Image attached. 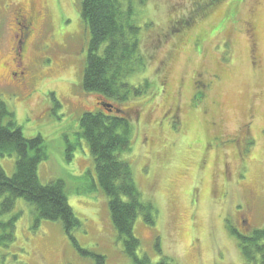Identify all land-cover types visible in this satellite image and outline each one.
Segmentation results:
<instances>
[{
	"label": "rangeland",
	"instance_id": "1",
	"mask_svg": "<svg viewBox=\"0 0 264 264\" xmlns=\"http://www.w3.org/2000/svg\"><path fill=\"white\" fill-rule=\"evenodd\" d=\"M118 1L131 9L138 39L152 54L145 69L125 79L132 87L148 80V89L120 106L132 120L130 150L119 158L130 166L141 199L157 211L152 226L135 220L137 259L262 264L258 256L244 259L230 229L248 236L264 228V0ZM81 4L0 0V102L24 138L43 139L47 157L38 180L63 181L79 221L74 244L60 222L38 220L34 205L17 198L0 217L15 218L0 264H99L90 254L103 257L101 264H136L113 229L80 136L83 114L99 111L94 94L81 87L90 37ZM15 7L25 17L38 11L45 24L33 30L20 57L24 75L13 81ZM197 84L204 90L199 101ZM15 159L0 157L7 177Z\"/></svg>",
	"mask_w": 264,
	"mask_h": 264
},
{
	"label": "trees",
	"instance_id": "2",
	"mask_svg": "<svg viewBox=\"0 0 264 264\" xmlns=\"http://www.w3.org/2000/svg\"><path fill=\"white\" fill-rule=\"evenodd\" d=\"M122 9L118 0H82L81 18L90 37L81 87L94 94L99 111L83 114L80 136L93 158L97 181L108 198L110 220L123 241L124 253L136 264H148L146 258L136 257L139 241L134 236L133 226L137 216L147 225H154L157 211L151 202L141 199L131 168L120 160L119 154L130 150L132 120L130 113L120 106L130 97L143 95V90L149 87L148 80L139 87H132L125 79L136 70L145 69L146 60L150 62L152 54L138 39L140 28L131 20V9ZM203 98L204 90L197 84L193 99ZM106 105L111 107L106 108ZM73 148L67 146V152L71 153ZM12 154L17 157L13 176L7 177L0 166V217L12 212L15 200L21 198L34 205L38 220L60 222L62 231L73 241L72 230L79 221L70 210L65 183L54 180L43 185L38 180V165L47 157L43 139L40 136L24 138L12 113L0 102V157ZM71 157L72 154L67 155L68 160ZM14 221L15 218L0 221V247L13 241ZM230 230L238 239L244 259L250 261L258 256L264 264V245L257 243L264 240V228L248 236L240 235L234 228ZM90 255L99 264L104 262L103 257ZM1 260L0 255V263ZM157 264L173 262L166 257Z\"/></svg>",
	"mask_w": 264,
	"mask_h": 264
},
{
	"label": "flooded vegetation",
	"instance_id": "3",
	"mask_svg": "<svg viewBox=\"0 0 264 264\" xmlns=\"http://www.w3.org/2000/svg\"><path fill=\"white\" fill-rule=\"evenodd\" d=\"M22 10L18 8H14L13 14H14V21H15V34L13 36V39L15 41L14 44V55L17 57V59L14 61V67L18 70V73H11V79L15 81L18 77H23L24 75V68L21 65L22 57L27 48V45L33 35V32L38 26V22L40 21V13L33 12L32 16L25 17L23 13H21ZM43 25L45 24L44 16L41 17L40 21ZM23 24V25H21ZM34 30V31H33ZM249 31V30H248ZM243 223V221H242ZM246 224V222H244Z\"/></svg>",
	"mask_w": 264,
	"mask_h": 264
},
{
	"label": "water",
	"instance_id": "4",
	"mask_svg": "<svg viewBox=\"0 0 264 264\" xmlns=\"http://www.w3.org/2000/svg\"><path fill=\"white\" fill-rule=\"evenodd\" d=\"M111 106L110 105H106V108H110Z\"/></svg>",
	"mask_w": 264,
	"mask_h": 264
},
{
	"label": "bare ground",
	"instance_id": "5",
	"mask_svg": "<svg viewBox=\"0 0 264 264\" xmlns=\"http://www.w3.org/2000/svg\"><path fill=\"white\" fill-rule=\"evenodd\" d=\"M1 64V63H0Z\"/></svg>",
	"mask_w": 264,
	"mask_h": 264
}]
</instances>
